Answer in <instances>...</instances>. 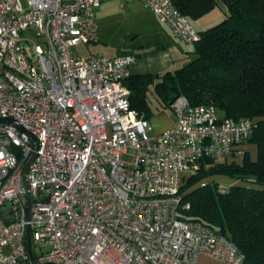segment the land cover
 <instances>
[{
    "label": "built area",
    "instance_id": "obj_1",
    "mask_svg": "<svg viewBox=\"0 0 264 264\" xmlns=\"http://www.w3.org/2000/svg\"><path fill=\"white\" fill-rule=\"evenodd\" d=\"M105 1L0 0V117L40 143L22 189L31 137L0 124V264H31L29 223L39 264H198L203 255L246 264L226 236L186 219L181 189L204 159L243 155L256 120L224 118L180 96L176 124L155 132L124 85L136 56L74 51L99 42ZM117 1L142 3L187 45L201 40L173 0Z\"/></svg>",
    "mask_w": 264,
    "mask_h": 264
},
{
    "label": "trees",
    "instance_id": "obj_2",
    "mask_svg": "<svg viewBox=\"0 0 264 264\" xmlns=\"http://www.w3.org/2000/svg\"><path fill=\"white\" fill-rule=\"evenodd\" d=\"M173 2L191 22L215 10L220 2L227 15L200 32L201 40L191 45L194 59L185 66L127 77L124 85L130 91L131 107L149 120L153 90L165 109L171 110L175 100L185 96L193 106H215L224 118L256 120L254 133L241 145L254 146L256 157L246 151L241 159L234 155L222 164L204 159L181 189L182 204H190L189 210L181 212L186 219L226 236L246 256V264H264V0ZM216 176L237 181L222 189L219 183H208V178ZM205 182L208 185L203 186Z\"/></svg>",
    "mask_w": 264,
    "mask_h": 264
},
{
    "label": "rangeland",
    "instance_id": "obj_3",
    "mask_svg": "<svg viewBox=\"0 0 264 264\" xmlns=\"http://www.w3.org/2000/svg\"><path fill=\"white\" fill-rule=\"evenodd\" d=\"M224 20V19H223ZM223 20L215 22L208 26L209 28L221 23ZM96 21L98 25V43L81 44L75 48L74 51L82 56L91 55H108L115 57L124 51H134L139 55L142 50H154L157 47V40L155 37V23L159 24L157 17L151 11L145 9L143 6L133 7L129 4L122 6L119 2H108L103 9L96 14ZM164 24V23H163ZM194 28L199 32L200 28L194 24ZM209 28L205 29L208 30ZM203 32V31H202ZM194 57L185 58L180 64L178 63L171 70L179 69ZM150 105L153 110V116L149 119L154 127V131L161 129L170 120L176 122V116L172 109H165L157 99L153 90L149 93ZM222 115V114H221ZM156 129V130H155ZM255 156V151H251ZM241 159V156H239ZM215 179V180H213ZM208 183L216 182L223 187L231 186L236 179H225L222 177L208 178ZM242 184L253 185L251 181Z\"/></svg>",
    "mask_w": 264,
    "mask_h": 264
},
{
    "label": "crops",
    "instance_id": "obj_4",
    "mask_svg": "<svg viewBox=\"0 0 264 264\" xmlns=\"http://www.w3.org/2000/svg\"><path fill=\"white\" fill-rule=\"evenodd\" d=\"M114 1L119 2L117 0H108L103 2L102 5L96 10V14H98L103 9L106 3L114 2ZM125 5L127 4L124 5L122 4V6ZM129 5L133 7L143 6L145 9L151 11L140 2L129 3ZM151 12L154 13L153 11ZM226 15H227V9L224 6V4L220 2L215 10H213L209 14L205 15L204 17L196 21H192V24L193 26L194 24H196L198 27L203 28L200 29L199 31L202 32L205 31V29L209 28L208 26H211V24H215V22L225 19ZM158 20L159 19L157 17V21ZM155 27H156L155 37L157 40L156 49L149 51L142 50L139 55L135 54L134 51L123 52V53H131L136 56V61L130 68L131 74L164 73L168 70H171L178 63L180 64L185 58H187V56L190 57V52L192 51L193 46L187 45L182 41H180L176 37L172 29L168 25L163 24L161 21L159 22V24L155 23ZM175 124L176 122L170 120L161 129H157V130L155 129L156 130L155 132H162L174 126ZM240 149L242 153L246 151H250V152L253 150L256 151V148L254 146H242ZM253 157L255 158L256 154ZM218 177L229 179L228 177L225 176H216V178ZM234 183H236V181H234L231 184L233 185ZM223 187L227 188L230 186L223 185ZM198 264H221V263L218 260L208 255H203Z\"/></svg>",
    "mask_w": 264,
    "mask_h": 264
},
{
    "label": "water",
    "instance_id": "obj_5",
    "mask_svg": "<svg viewBox=\"0 0 264 264\" xmlns=\"http://www.w3.org/2000/svg\"><path fill=\"white\" fill-rule=\"evenodd\" d=\"M0 124H7L12 125L20 130L27 132L31 137V145H32V151L28 154V156L22 161L21 163V188L24 189L26 187L27 183V174L31 167V164L35 160L37 156V151L39 150V139L36 135L26 130L21 124H19L18 121H16L14 118L11 117H0ZM23 203L26 209V219L28 222L31 220V197L30 194L26 193L23 194ZM26 243L28 248V255L30 259L31 264H39L38 260L35 255L34 251V240H33V233H32V226L29 223L26 227Z\"/></svg>",
    "mask_w": 264,
    "mask_h": 264
}]
</instances>
